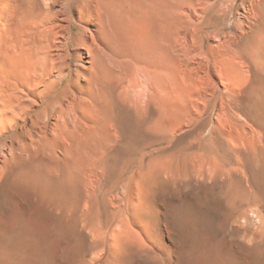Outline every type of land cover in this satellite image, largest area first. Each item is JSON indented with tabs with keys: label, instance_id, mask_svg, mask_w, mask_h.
Here are the masks:
<instances>
[{
	"label": "bare ground",
	"instance_id": "bare-ground-1",
	"mask_svg": "<svg viewBox=\"0 0 264 264\" xmlns=\"http://www.w3.org/2000/svg\"><path fill=\"white\" fill-rule=\"evenodd\" d=\"M194 1L181 51L196 55L167 106L153 95L142 102V92L141 102H122L110 83L82 117L59 96L2 104L0 264H264V0H242L240 18L217 29L216 62L207 20L230 19L238 0ZM102 2L145 30L158 20L150 3L124 11L121 0ZM166 2L155 27L164 42ZM3 3L2 21L49 41L59 34L53 7L73 11V0ZM149 59L135 64L137 74L156 80Z\"/></svg>",
	"mask_w": 264,
	"mask_h": 264
},
{
	"label": "rangeland",
	"instance_id": "rangeland-1",
	"mask_svg": "<svg viewBox=\"0 0 264 264\" xmlns=\"http://www.w3.org/2000/svg\"><path fill=\"white\" fill-rule=\"evenodd\" d=\"M88 1L73 0L72 12L67 11L62 3L53 7L58 12L57 24L60 25L59 34L52 41L35 35L33 28L23 35L0 19V107L11 104L19 108L40 100L46 105L59 96L61 105L72 103L75 114L79 112V116H84L83 108L87 104L94 106L103 102L101 87L104 84L116 86L122 102L124 98V102L128 103H138L141 99L143 102L153 95V103L161 107L169 104L167 94L170 90L184 87L181 70L190 64L191 57H195L196 53H183L181 44L190 39L189 27L195 17L197 1L167 0L169 37L165 42L155 28L163 12L164 0H121L124 11L131 6L144 9L151 4L158 20L154 19L156 22L153 21L146 30L128 22L122 14L114 15L106 11L103 0H92L93 4ZM241 2L238 0L235 4L230 19L221 20L218 25L217 19L214 21L212 18V21L209 17L207 20L213 35L206 41V51L212 62L217 61V36L214 33L217 29L228 31L240 18L239 13L243 12ZM177 5H183V10L176 9ZM4 9L3 3L0 12ZM97 18L98 21L94 22ZM70 22L76 26L73 25L69 32ZM146 57L155 62L161 71L156 80L148 81L137 74L135 64ZM216 67L208 79L213 84L217 81ZM34 85L37 89L28 92ZM202 87L206 92H212L211 83ZM123 91L126 92L123 94ZM143 91H146L145 95ZM141 92L142 98L139 97ZM95 116L103 119L100 114ZM11 119L12 114H9L8 120ZM171 119H174L173 115ZM4 158L7 159L8 154L0 158V167Z\"/></svg>",
	"mask_w": 264,
	"mask_h": 264
}]
</instances>
